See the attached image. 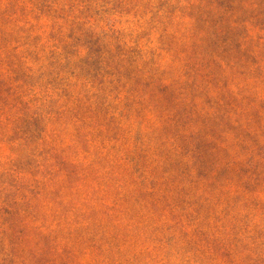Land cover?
Here are the masks:
<instances>
[{
    "label": "rangeland",
    "instance_id": "rangeland-1",
    "mask_svg": "<svg viewBox=\"0 0 264 264\" xmlns=\"http://www.w3.org/2000/svg\"><path fill=\"white\" fill-rule=\"evenodd\" d=\"M0 264H264V0H0Z\"/></svg>",
    "mask_w": 264,
    "mask_h": 264
}]
</instances>
